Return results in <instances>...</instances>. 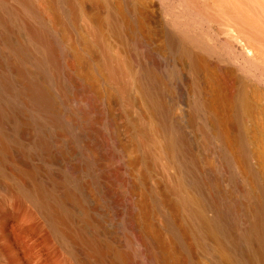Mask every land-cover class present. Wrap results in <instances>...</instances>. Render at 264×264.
<instances>
[{
    "label": "bare ground",
    "instance_id": "obj_1",
    "mask_svg": "<svg viewBox=\"0 0 264 264\" xmlns=\"http://www.w3.org/2000/svg\"><path fill=\"white\" fill-rule=\"evenodd\" d=\"M0 264H264V0H0Z\"/></svg>",
    "mask_w": 264,
    "mask_h": 264
},
{
    "label": "rangeland",
    "instance_id": "obj_2",
    "mask_svg": "<svg viewBox=\"0 0 264 264\" xmlns=\"http://www.w3.org/2000/svg\"><path fill=\"white\" fill-rule=\"evenodd\" d=\"M10 227L12 226V224L11 225H9ZM8 226V230L10 231V227ZM10 234H11V237H12V231L10 232Z\"/></svg>",
    "mask_w": 264,
    "mask_h": 264
}]
</instances>
